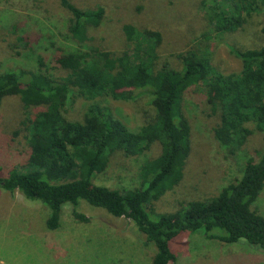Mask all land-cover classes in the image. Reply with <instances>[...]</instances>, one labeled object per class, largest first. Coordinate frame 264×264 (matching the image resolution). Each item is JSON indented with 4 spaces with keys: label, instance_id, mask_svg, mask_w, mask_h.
<instances>
[{
    "label": "trees",
    "instance_id": "trees-1",
    "mask_svg": "<svg viewBox=\"0 0 264 264\" xmlns=\"http://www.w3.org/2000/svg\"><path fill=\"white\" fill-rule=\"evenodd\" d=\"M59 3L70 14L67 34L74 43L58 60L68 74L58 80L40 70L0 74V104L14 94L22 109L1 138L11 150L24 143L18 145L20 166L9 171L0 167V190L18 192L47 207L48 230L59 228L66 204L75 220L87 222L76 210L80 200L131 221L155 248L152 264H176L177 242L186 233L225 244L244 240L264 251V217L250 208L264 189V147L244 159L239 178L216 196L181 201L172 213H155L153 208L179 185L191 152V127L183 110L186 96L206 104L209 117L215 119L214 139L230 156L240 154L254 131L264 135V46L235 51L241 71L223 74L197 44L176 53L156 26L126 24L125 50L110 52L89 44L90 31L101 24L102 7L83 10L69 0ZM197 3L216 35L237 31L245 16L264 9V0ZM163 46L174 51L170 56L175 64L155 65ZM71 89L90 102L81 121L65 117ZM138 90L147 96L154 119L130 131L101 100L130 102ZM31 108H41L32 121ZM155 147L158 152L148 157ZM116 151L148 157L139 170L137 188L119 191L93 184ZM177 238L173 251L171 243Z\"/></svg>",
    "mask_w": 264,
    "mask_h": 264
},
{
    "label": "rangeland",
    "instance_id": "rangeland-1",
    "mask_svg": "<svg viewBox=\"0 0 264 264\" xmlns=\"http://www.w3.org/2000/svg\"><path fill=\"white\" fill-rule=\"evenodd\" d=\"M69 1L83 10L103 8L100 26L88 35L89 44L110 52L125 50L122 27L126 24L156 26L176 53L197 44L208 52L213 67L223 74L241 71L242 62L235 51L264 46V9L245 16L237 31L216 35L203 19L197 0ZM69 19V12L61 7L59 0H0V74L40 70L54 79L64 78L68 71L61 68L58 60L74 48V43L68 40ZM174 51L161 47L155 65L173 62L170 54ZM74 90L71 89L65 117L81 121L90 102L76 97ZM142 91H136L135 100L130 102L106 98L101 103L130 131H135L154 119V111ZM40 110L30 109L31 121ZM183 110L191 127V152L181 182L154 203L155 213H172L181 201L216 196L222 187L239 178L244 159L264 147V135L254 131L240 154L230 156L214 139L215 119L209 117L200 98L186 96ZM19 114L22 109L18 97L14 94L4 97L0 104V167L4 171L18 168L22 161L19 147L24 143L11 150L1 138L6 137ZM157 152L155 147L147 156ZM147 156L131 157L116 151L106 170L95 176L93 184L119 191L137 188L139 170ZM250 208L264 217V189ZM76 210L87 222L75 220L72 207L66 204L59 228L48 230L47 207L25 199L18 192L0 190V261L4 264H152L155 248L146 243L133 222L114 218L83 200ZM177 240L171 243L173 251ZM176 264H264V251L244 240L225 244L205 239L201 234L186 233L177 242Z\"/></svg>",
    "mask_w": 264,
    "mask_h": 264
},
{
    "label": "built area",
    "instance_id": "built-area-1",
    "mask_svg": "<svg viewBox=\"0 0 264 264\" xmlns=\"http://www.w3.org/2000/svg\"><path fill=\"white\" fill-rule=\"evenodd\" d=\"M0 264H4V263L0 261Z\"/></svg>",
    "mask_w": 264,
    "mask_h": 264
}]
</instances>
